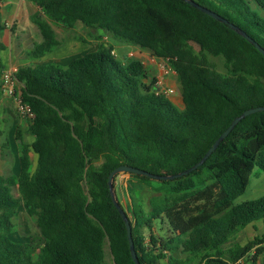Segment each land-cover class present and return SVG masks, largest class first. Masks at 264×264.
<instances>
[{"label":"trees","instance_id":"obj_1","mask_svg":"<svg viewBox=\"0 0 264 264\" xmlns=\"http://www.w3.org/2000/svg\"><path fill=\"white\" fill-rule=\"evenodd\" d=\"M28 1L65 30L83 25L149 52L176 73L185 108L177 109L156 78L146 84L145 65L137 58L121 61L110 42L68 65L20 68L19 94L35 119L26 121L31 142L16 127L18 174L0 173V264H110L107 243L113 264H134L125 222L112 201L111 172L127 165L177 175L198 164L237 117L264 107V56L185 0ZM194 1L212 6L264 48V0H254L257 8L250 0ZM3 2L0 55L7 49ZM33 21L43 41L29 55L40 61L62 44L41 13ZM209 55L224 59L227 75ZM4 70L0 57V83ZM257 167L264 171V112L242 119L197 171L159 180L164 194L151 199L149 213L133 203L140 264H240L254 249L252 261L258 262L264 233L230 245L250 225H264V197L234 204ZM21 203L37 221V260L28 244L11 237ZM158 220L167 223V238L154 234Z\"/></svg>","mask_w":264,"mask_h":264},{"label":"rangeland","instance_id":"obj_2","mask_svg":"<svg viewBox=\"0 0 264 264\" xmlns=\"http://www.w3.org/2000/svg\"><path fill=\"white\" fill-rule=\"evenodd\" d=\"M250 2H252L254 8H257V4L254 2V0H250ZM3 7L5 19H7L6 24H13L11 29L9 30V33L12 35V38H9L15 48L13 49V56L16 59V64L18 65V67L21 68L27 66H35V64L37 63L35 62L36 60H33V58H31L28 53L30 49L35 48L36 44L41 43L43 39L38 27L31 22L32 11L29 8L24 7V0H4ZM207 7L209 8V10H213V7L209 6V4L207 5ZM262 15L264 16V11L262 12ZM54 26L56 28L57 38L61 42H63L64 40H72L71 43L73 48L71 50V53H76L75 55L77 56L85 55L88 52L96 51L98 45L103 41H115V39H111L110 37L105 36L98 29L87 28L83 25H77V28H75V30H73L69 34H67L68 31H64L65 29H63L62 27L57 25ZM22 31L23 34H21L20 38L17 39L15 37V33ZM111 44L114 45L113 43ZM194 47L196 52L199 53V47L197 45H194ZM66 50L67 48H61L59 53L62 54ZM118 55V58L121 61L127 60L126 55L122 54V52H119ZM153 58H155L154 60L158 63V65H163L162 70L164 74L162 77L159 78V80H161L160 87L162 88V93H164L175 104L177 109L184 110L185 106L182 97V87L176 73L172 75V71L169 70V67H167L165 63H162L156 57ZM209 58L210 61L216 65V69L218 70V72L224 75L228 74V71L225 68V61L222 57H214L212 55H209ZM147 65L150 66L149 64ZM150 75L152 77L149 76L148 79L144 80L146 84H150L151 79H153L154 77H158V74L156 72L153 74L150 73ZM165 78L166 80H172L171 78L174 79L170 82L173 84L170 88L174 89L175 93L171 95L167 94V91L170 89L169 87H167L166 84H164ZM9 99L13 102L10 106H12V108L14 109V100L12 98ZM14 110H16V107ZM15 115L23 119V117L18 114L17 110L15 111ZM15 115L11 118H16ZM10 120L16 121L15 119ZM21 126L23 127L27 139L31 142L32 137L28 134V124L26 123V120L22 121ZM10 137L11 140L9 142ZM14 138L15 132H9V130L7 131L6 129L1 131L0 128V173L6 177L12 175L16 176L19 172V155L17 144ZM33 158L35 157L33 156ZM260 176L261 179H258ZM114 181V189L116 192L117 200L120 205L124 208V210L128 213V216L130 217L132 222H134V216L132 213L133 203L139 204L146 213H149L151 211V199L154 197H160L164 194L162 185L159 180L153 179L149 183H145L137 179H132L129 174L121 173L115 177ZM257 187L258 191L256 192ZM12 193L16 198H19V191L17 187L12 188ZM261 197H264V171L257 167L252 174L251 185L249 189H247L242 196L236 199L234 204L239 205L244 202L252 201ZM13 222L14 230L11 235L12 239L17 242L28 244L30 246V254L32 258L34 260H37L39 257V252L41 250V245L39 244L38 239L39 230L37 228V221L29 213L23 203H21L20 207L18 208L17 214L14 217ZM263 233V223L256 222L247 227L245 230L241 231L238 235H236L232 239L230 245H246L249 242L254 241L255 238L261 237ZM154 234L157 237L162 238H167L171 235L167 223L164 221L161 222L160 220L155 222ZM145 235L147 236L148 240L149 232L146 231ZM105 250L106 260L110 264H113L108 243L106 244ZM255 251L256 249L252 250V252L241 262L243 264H263L264 255L259 258L258 262L254 263L252 261V257L254 256ZM162 263L165 264L166 262L163 261Z\"/></svg>","mask_w":264,"mask_h":264},{"label":"crops","instance_id":"obj_3","mask_svg":"<svg viewBox=\"0 0 264 264\" xmlns=\"http://www.w3.org/2000/svg\"><path fill=\"white\" fill-rule=\"evenodd\" d=\"M3 3H2V8H4ZM24 7H27L32 11L31 22L33 24H35V22L33 21V18L38 13H41V15L44 19L50 21L40 11V9L37 6H35L33 3H31L30 1L24 0ZM3 12H4V9H3ZM4 17H5V14H4ZM5 20L7 21V19H5ZM50 22L56 31V28L54 26L55 24L52 21H50ZM12 25L13 24H11V23L6 24L7 29H6L4 36H3V42L5 43L7 49L1 53L0 57L2 59V62L4 64L5 69H8L12 66L18 67V65L16 64V59L13 56V49H15V48H14V45L10 41V38H12V35L9 33V30L11 29ZM73 30H75V29H71V30L67 29V31H68L67 34L72 32ZM64 31H66V30H64ZM21 34H23V31L22 32H16L15 37L18 39V38H20ZM71 41L72 40H69V41L64 40L63 42H61L63 47L60 46L59 48L54 50L52 53L48 54L46 57H44L39 62L35 61V62H37L35 64V66L40 65L42 63H49V62H55V63L62 64V65H68L74 58L78 57L77 55H75L76 53H71V50L73 48ZM110 43L114 44L113 45L114 46V53L115 54L117 53L116 54L117 57L119 56L118 55L119 52H122V54L126 55V57L137 58L145 65V68L147 70V74L149 76H151L150 73L153 74L155 72L158 74V78L163 76V74H164L163 70H162L163 65L162 64H161V66L158 65V63L154 60L155 58H153L151 56V54L149 52H147L146 50H143V49H141L135 45H129V44L121 43V42L116 41V40L115 41L110 40ZM77 46H78V44H77ZM61 48H67V50L64 53L60 54L59 52H60ZM33 50H34V48L30 49L29 53L32 52ZM147 64H149L150 66H148ZM18 68L20 69L21 67H18ZM169 70H170V68H169ZM170 71H172V75L175 74V72L173 70H170ZM171 79L174 80L173 78H171ZM172 80H166V78H165V81H164V84H166L170 90H174V89L170 88L171 85H173L172 83H170ZM11 103H13V102L3 94L2 90H1V83H0V128H1V131L6 129L7 131L9 130V132L10 131L15 132L16 127L18 125H21L22 121L25 120L24 118L22 119L21 117H17V115H15L16 110H14L15 107L13 109L12 106H10ZM14 115L16 118H11V117H14ZM10 119H15L16 121L10 120ZM10 140H11V137L9 138V142H10ZM258 179H261V176ZM250 185H251V180H250V184H249L247 189H249ZM257 191H258V187L256 188V192Z\"/></svg>","mask_w":264,"mask_h":264},{"label":"water","instance_id":"obj_4","mask_svg":"<svg viewBox=\"0 0 264 264\" xmlns=\"http://www.w3.org/2000/svg\"><path fill=\"white\" fill-rule=\"evenodd\" d=\"M187 3H189L190 5H192L193 7H195L196 9L200 10L201 12L207 14L208 16L214 18L215 20L227 24L231 30L235 31L237 34H239L240 36H242L243 38H245L249 43L253 44L256 46L257 50L264 56V48H262L258 43H256L252 38H250L243 30H241L239 27L235 26L234 24L230 23L227 19L223 18L222 16L216 14L215 12L205 8L204 6H201L200 4H198L196 1L194 0H185ZM157 90L159 91V89L157 88ZM259 112H264V107H257V108H252L249 109L247 111H245L242 116L237 117L233 123L229 126V128L222 134V136L215 142V144L212 146V148L207 152V154L204 156V158L198 163L196 164L194 167L190 168L189 170H186L184 172H181L177 175H165V176H159V175H154L151 174L149 172H146L144 170L141 169H137L131 166H127V165H122L117 167L116 169H114L110 176H109V188H110V193H111V197H112V201L115 205V207L117 208V210L119 211L122 219L125 222V226L127 229V235H128V239H129V244H130V251H131V256H132V260L134 262V264H140L136 249H135V244H134V239H133V234H132V224L130 221V218L127 214V212L124 210V208L120 205V203L117 200L116 197V192L114 189V180L115 177L118 174L121 173H125V174H137V175H142V176H146L149 177L151 179H155V180H161V181H170V180H174L177 178H182L184 176H187L189 174H191L192 172L197 171L208 159L209 157L218 149L220 142L224 141L228 135L231 133V131L240 123V121L250 115L259 113Z\"/></svg>","mask_w":264,"mask_h":264},{"label":"built area","instance_id":"obj_5","mask_svg":"<svg viewBox=\"0 0 264 264\" xmlns=\"http://www.w3.org/2000/svg\"><path fill=\"white\" fill-rule=\"evenodd\" d=\"M171 70V69H170ZM19 71L18 67L12 66L8 69H5L1 76V90L3 94L8 97L12 98L15 103L16 110L20 116H22L26 121L33 122L35 119V115L31 109V107L25 104L21 97H20V90L22 84L19 82L17 78V73ZM158 85L161 84V80L157 77ZM175 93L174 90H168L167 94L171 95ZM240 264H243L240 262Z\"/></svg>","mask_w":264,"mask_h":264}]
</instances>
